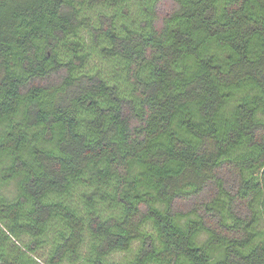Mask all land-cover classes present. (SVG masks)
<instances>
[{"label":"trees","instance_id":"16d2710c","mask_svg":"<svg viewBox=\"0 0 264 264\" xmlns=\"http://www.w3.org/2000/svg\"><path fill=\"white\" fill-rule=\"evenodd\" d=\"M0 264H264V0H0Z\"/></svg>","mask_w":264,"mask_h":264},{"label":"rangeland","instance_id":"374dc122","mask_svg":"<svg viewBox=\"0 0 264 264\" xmlns=\"http://www.w3.org/2000/svg\"><path fill=\"white\" fill-rule=\"evenodd\" d=\"M122 255H118V257H116V259H120Z\"/></svg>","mask_w":264,"mask_h":264}]
</instances>
